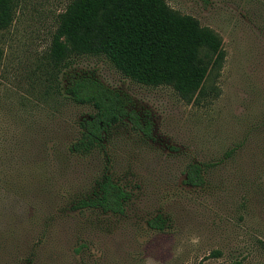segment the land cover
I'll list each match as a JSON object with an SVG mask.
<instances>
[{"label":"rangeland","instance_id":"1","mask_svg":"<svg viewBox=\"0 0 264 264\" xmlns=\"http://www.w3.org/2000/svg\"><path fill=\"white\" fill-rule=\"evenodd\" d=\"M69 1L19 0L0 31V264H264V0H163L221 42L190 103L74 57L151 122L148 137L110 128L85 157L67 146L91 110L60 96L47 58ZM192 163L206 166L202 188L183 183ZM103 175L130 195L123 214L74 209Z\"/></svg>","mask_w":264,"mask_h":264},{"label":"trees","instance_id":"2","mask_svg":"<svg viewBox=\"0 0 264 264\" xmlns=\"http://www.w3.org/2000/svg\"><path fill=\"white\" fill-rule=\"evenodd\" d=\"M18 7L19 0H0V31L10 27ZM220 48L217 35L194 18L171 10L163 0H70L56 16L47 58L57 69L60 96L91 112L76 122L77 135L68 144V152L90 155L103 147L108 130L122 123L145 137L151 131L148 115L141 118L127 95L88 73L73 71L74 57H102L124 78L143 86L170 87L190 103L200 92L208 68L222 60ZM205 171L203 164L188 165L183 183L202 188ZM129 197L103 175L91 194L73 208L121 215ZM147 226L161 231L165 221L155 216Z\"/></svg>","mask_w":264,"mask_h":264}]
</instances>
